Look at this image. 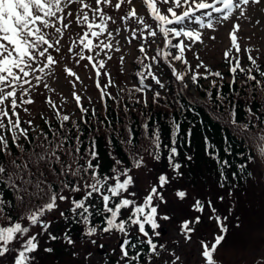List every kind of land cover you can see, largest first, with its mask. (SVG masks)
I'll use <instances>...</instances> for the list:
<instances>
[{
    "label": "snow or ice",
    "instance_id": "obj_1",
    "mask_svg": "<svg viewBox=\"0 0 264 264\" xmlns=\"http://www.w3.org/2000/svg\"><path fill=\"white\" fill-rule=\"evenodd\" d=\"M124 3L131 5V8L120 17V20H135L140 26L132 30V40H147L149 37H157L158 34L163 37V48L158 46L155 50L156 55L153 56L147 54L144 44L138 45L144 60L140 61L142 70H138L136 73L139 77V86L135 87L134 91L143 93L146 89H151L152 84L161 89L166 88V85L153 70V64L158 63V58L167 64L171 75L182 86V90L189 89V81L192 84L197 83L201 75L204 79L209 76L223 79L220 72L209 71L202 62L197 64L196 68L203 67L205 72L201 74L198 71H193L185 57V52L191 50L193 44L202 42V29L215 30L216 24L228 21L237 10L239 16L236 19L245 17L248 5L264 4V0H136L135 3L133 0H116L114 8L120 10ZM75 5H79V8H74ZM102 5L111 6L112 0H94V3H90L88 0H0V130L11 134V144L15 145L21 153L24 152V145L19 141L21 138L27 141L29 137L28 130L21 128L17 109L22 105L34 102L30 97L29 88L25 85L30 87L40 85L45 76L52 74V66L58 61L50 50L60 51L58 47L60 40L56 37L63 35V30L69 27V23L65 21L74 13L75 23L86 25V31L79 37V43L82 46L80 51L73 52L72 48H69L68 51L78 57L75 61L77 64L81 60H87L96 71L97 77L101 74L109 75L107 72L102 73L101 71L105 67V60L96 59L95 56H98L100 52H105L106 49L120 51V48H113L111 43L113 32L109 30L108 24L109 21L112 23H116V21L104 11ZM162 6L166 7L162 8ZM138 7L147 9L148 16L154 22L155 28L146 22L144 16L138 14ZM89 12L92 13L91 18ZM97 18L99 23H97ZM239 28L238 23L234 24L229 33L231 47L224 52L226 59L229 58L233 50L236 53L241 51L237 38ZM53 29L54 32L49 31ZM115 32L119 34L120 29L117 28ZM105 34H107V42L100 39ZM94 39L99 40V43H94ZM211 39H215V37H211ZM152 42L155 43V40ZM97 49L98 51H96ZM85 50L88 53L95 52V56L85 55ZM245 51L249 52V68L241 67L238 56L234 58V63L229 60L232 65L229 69L233 75L232 83H235L236 73L239 70L245 73V83L254 81V84L251 85L253 91L259 89L264 92V71H261L257 59L250 54L251 49H245ZM105 55L107 54L105 53ZM111 58V56H107V59ZM123 59L121 57V63ZM147 60H151L153 63H144ZM178 64L183 65L184 68L180 69ZM85 66L87 67V65ZM64 71L68 76L79 80L78 75L70 68L65 67ZM253 72L258 73L261 79H257ZM33 79L35 85L32 83ZM149 79L152 81L151 84L146 83ZM112 83L109 80V86ZM43 86L48 87L47 84H43ZM215 86V81H213V87ZM97 87H101L98 79ZM160 95L159 91H155L153 101L158 102ZM104 96L105 92L101 91V97ZM208 96L210 97L211 93H208ZM73 97L77 106L80 107L81 113H86L87 109L83 108L80 103L81 97L76 92H73ZM47 103L53 108L56 107L51 99ZM177 103L179 104V101ZM144 104L147 106V100L144 101ZM24 111L28 110L25 108ZM56 115L60 127L63 128L70 117L59 111ZM248 116L250 119L247 123L239 124L235 118L236 113L229 112L230 123L238 127L242 134H247L248 140L254 141L256 156L249 155L247 157L248 162L252 163L255 160H264V127H262L264 126V113L257 114L249 109ZM28 123L32 122L28 121ZM73 124L75 126V122ZM142 127L146 138L151 143V148L144 149L147 155L159 162L163 150H166L168 166L177 176L182 175L180 172L182 165L176 159L180 155L177 147L181 132L180 123L175 119L171 121L170 146L165 144L163 149L160 129L152 130L149 135V125L145 123ZM253 128H256L257 131L253 132ZM53 135L59 137L57 132H54ZM186 135L187 142L190 144L191 127L187 129ZM67 140L68 137L63 136L59 137V142H55L48 140L45 136L47 143L42 141L37 145L41 150L37 151L34 148L25 161L18 163L17 160L20 158L13 156L8 138L0 135V155L10 158L8 165L0 160V185L10 187L14 192V202L0 199V264H9V257H11V264H32L35 259L32 254L39 249L38 236L46 233L50 240L60 239L48 231L52 222L44 218L59 211V216L68 220L70 217L66 216L65 211L60 210L61 203H69L68 212L72 217L79 218L76 220L77 223L85 225L83 231L85 237H94L98 232L119 233L122 240L119 245L120 253L125 260H138L141 252L137 251L130 255L129 249H136L139 244L147 245L148 252L151 254L149 259L152 255L158 254L159 249H164L163 244L158 245L150 238V232L146 230V226L151 230V236H159L158 218L170 219L169 216H161L158 212L159 204L166 202L162 192L158 189H163L170 179L166 173H160L156 183L151 185L150 191L143 197L142 202L137 201L136 193L130 191V188L135 184V177L131 175V172L133 169L145 167L146 161L133 142L131 129H128V138L124 143L130 146L129 155L132 167L121 168L119 166L123 164V161L116 159L111 176L100 175L97 171L99 165L93 163L98 157L95 141L91 142V148L86 154L91 159H87L86 164L81 165L79 163V136L76 137L77 146L74 151L64 148ZM205 145L206 154L218 165L220 187H224L228 176L223 169L231 167V165L227 159H220L218 152L215 151V146L208 142L207 137H205ZM62 149L65 155L72 158V164L76 165L75 168L72 167V164H66L62 159L60 155ZM208 149L213 150L208 151ZM224 151L231 155V146L226 147ZM186 159L190 160L191 156H187ZM57 165H59L58 169ZM239 170L246 171V166L240 164ZM246 174L249 177L252 175L251 172H246ZM236 175L237 173H232L233 178ZM69 176L74 178L76 183L70 182ZM57 180L59 181L58 185ZM66 191L83 192V196L80 199L74 197L70 199L68 195H65ZM229 194L231 195V193ZM175 196L183 200L187 197V192L177 189ZM94 197L99 200V206L89 203ZM114 198L116 199L115 203H113ZM219 199L222 201L223 197L221 196ZM191 207L194 211L202 213L205 203L196 199ZM207 207L211 208L220 234L215 235L214 242L210 246L207 242L201 241L202 252L200 255L205 264H220L214 254L225 239L224 233L228 230L225 223L227 217L218 215L210 200L207 202ZM123 210L128 211L126 218H123ZM13 212L16 213L15 216L12 215ZM101 214H104L103 221L100 224H92L91 217ZM212 216L209 218L211 219ZM199 223L200 216L181 222L180 230L186 240L191 239V233L195 231V225ZM37 227L40 228V231L33 232L32 229ZM133 228L147 239L141 241L137 236V242L133 243L131 240ZM63 240L69 245L75 244L67 232L63 234ZM91 242L95 243V240ZM44 251L52 252L53 249L45 248ZM171 255L173 259L170 264H178L181 258L175 253H171Z\"/></svg>",
    "mask_w": 264,
    "mask_h": 264
},
{
    "label": "rangeland",
    "instance_id": "obj_2",
    "mask_svg": "<svg viewBox=\"0 0 264 264\" xmlns=\"http://www.w3.org/2000/svg\"><path fill=\"white\" fill-rule=\"evenodd\" d=\"M90 3H94V0H88ZM136 0H133L135 3ZM116 0H112L111 6H104V11L110 15L116 23L108 22L109 30L113 32L111 43L113 48L119 47L120 51L105 50L100 52L98 56H95V52L88 53L85 50V55H94L96 59H104L105 67L102 69L103 72H107L109 75L105 76L101 74L99 77L96 75V71L88 63L87 60H81L78 64L75 62L78 57H75L68 51L72 48L73 52H79L82 47L79 43V37L86 31V25H77L75 23V13L72 17L66 20L69 23V27L63 30L62 36L56 38L60 40L58 47L59 52L50 50L51 54L58 61L57 64L52 66V74L45 76L43 82L40 85L29 88L30 97L34 101L31 104L22 105L17 109L19 117L26 119H33V125L38 123V118H35L37 114L43 113L50 120L52 114L57 111L69 113L72 116H80V107L77 106L76 100L73 97V92H76L81 97V106L86 109H93L97 111H104L105 109V98L121 90L122 88H131L134 86V69L138 55L140 54L138 45L144 44L147 54L153 56L156 54V49L159 46H163V37L159 35L155 38L149 37L147 40H132V30L140 27L137 25L135 20L122 21L120 17L130 10L131 5L124 3L120 10L114 8ZM79 8V5L73 6ZM166 6H162L164 8ZM138 14L144 16L146 22L153 25L154 22L148 16L147 9L138 7ZM85 11H88L85 9ZM92 13L89 12L91 18ZM239 16V11H235L232 17L222 24H216L215 30L202 29V42H198L192 45L191 50L185 52V57L191 66L193 71H198L201 74L205 72V68H196V65L203 63L207 66V69L211 72L219 71L224 72L229 69L232 65L229 60L234 63V58L238 56L241 66L250 63L248 60L249 52L245 49H251V55L257 59V64L264 69V4H250L246 8V16L240 19H236ZM259 21V23H257ZM97 23L99 19L97 18ZM239 24L240 28L237 32L238 44L240 45L241 51L236 53L232 51L229 58L226 59L224 52L231 47V41L229 33L232 30L234 24ZM60 26V25H58ZM119 28V34H116L115 30ZM53 31V30H49ZM215 37V39H211ZM127 38V39H126ZM101 40L107 42V34L100 37ZM155 40V43L152 41ZM119 41V44H117ZM131 41V42H129ZM94 43H99V40H93ZM175 42V41H174ZM98 51V49L96 50ZM174 51V50H173ZM105 53L107 55H105ZM107 56L112 58L109 60ZM121 57L123 62L121 63ZM140 61V60H139ZM150 60L148 64H152ZM159 63V60H158ZM158 63L153 64V70L156 75L166 82L167 76H163V71L158 67ZM178 63V62H177ZM87 65V67L85 66ZM65 67L70 68L75 72L79 80L75 77L68 76L64 69ZM180 69H183V65H179ZM191 74V73H190ZM207 79L201 78L207 81ZM231 76H227L230 79ZM32 79V78H30ZM97 79L99 80L100 88L97 87ZM111 80L113 83L109 86L108 82ZM174 87H179L177 82L169 80ZM35 85V80H32ZM146 83H152L149 79ZM206 83V82H205ZM43 84H47L45 88ZM158 90L161 95L165 97L164 89H160L157 85L152 84L150 92ZM189 95L196 96L194 84L189 81V89H185ZM101 91L105 92V96L101 97ZM146 95V94H145ZM263 97V94H260ZM147 96V95H146ZM259 96V98L261 97ZM149 97V96H147ZM146 97V98H147ZM28 98V97H25ZM51 99L56 107H51L47 101ZM264 99V97H263ZM204 102H207L202 98ZM261 100V99H260ZM262 101V100H261ZM19 103V101H18ZM28 111L25 112L24 109ZM138 114V113H136ZM123 118V122L127 125H118L120 129L123 127L122 135L128 136V129L130 117ZM229 121V118H226ZM13 120L15 118L13 117ZM122 138V136H121ZM128 138V137H127ZM146 137L142 135L139 146L136 147L140 155H143L146 161V166L141 169H133L131 175L135 177V184L130 188L131 192L136 193V199L138 202H142L143 197L150 191V187L153 183H156V179L161 171L157 161H154L144 149L149 147L150 141L145 142ZM55 141L59 142V138H55ZM125 139L124 141H126ZM77 145V142H75ZM252 148L254 150V157L256 156V148L254 141ZM125 150L129 155L130 146L123 142ZM70 149V148H66ZM72 151L74 148L71 149ZM40 151V150H38ZM30 153L23 152L18 156L20 159L18 163L25 161ZM60 155L64 160L67 155L64 154V150L60 151ZM130 157V155H129ZM7 159H10L6 157ZM131 158V157H130ZM87 157L80 154L79 162L83 164L86 162ZM72 161V160H71ZM68 164V163H67ZM69 164H72L69 163ZM57 169L59 165L56 166ZM75 168L76 165L72 164ZM119 167L122 168L120 165ZM250 171L252 175L245 182V185L241 189L226 191L220 190L213 186L206 187H192L186 184L181 179L175 178L171 172H167L170 182L163 188L158 189L162 192L165 203L159 204L158 212L161 216L167 215L170 217L168 220L158 218L160 227L157 231L160 233L159 236H151L158 245L163 244L164 249H159L158 254L152 255L151 259L148 253L144 260L140 264H170L173 259L171 253H175L181 259L178 264H205V261L201 257L202 252L201 241L207 242L209 246L214 242L215 235L220 234L219 229L215 223V217L212 216L211 208L207 207V202L210 200L212 206L216 209V213L221 217H227L225 221L227 225V232L224 233L225 239L221 245L218 246V250L215 252L214 257L220 264H262L264 261V160H255L250 164ZM87 179V177H85ZM51 179V177H49ZM71 176L68 177L69 181H72ZM75 180V179H74ZM57 185L59 181H56ZM82 186V185H81ZM177 189L185 190L187 197L183 200L178 199L175 196ZM231 193V195L229 194ZM71 198L80 199L83 196V192L71 193L65 192ZM223 197L221 201L219 197ZM196 199H200L205 203V209L202 213L196 212L192 209L191 205ZM70 207L69 203H61L60 210L65 211ZM196 216H200V223L195 225V231L191 233V239L186 240L185 236L181 233L180 225L182 221L192 220ZM212 216L210 219L209 217ZM44 219L50 220L51 229L61 219L59 211L53 212L47 215ZM33 232H39L40 228L32 229ZM139 235L138 231L133 228L131 236ZM139 237L144 238L142 234ZM95 240V243L91 241ZM121 240L119 233H100L94 237H85L82 241L75 242L74 245H69L70 254L63 255L61 257H55L48 252L44 251L45 248L50 247V239L47 234L38 236L39 249L32 255L35 259L32 264H109L113 261L114 264H127L129 260H125L121 257L119 242ZM102 245V246H101ZM105 250L104 254L98 252V250ZM166 249V250H165ZM108 253V254H107ZM75 254V255H74ZM9 264H11V257H9Z\"/></svg>",
    "mask_w": 264,
    "mask_h": 264
},
{
    "label": "trees",
    "instance_id": "obj_3",
    "mask_svg": "<svg viewBox=\"0 0 264 264\" xmlns=\"http://www.w3.org/2000/svg\"><path fill=\"white\" fill-rule=\"evenodd\" d=\"M161 48H163V46ZM139 60H144L143 54L141 53L138 55L136 62L140 63ZM149 61L150 60L144 61V63H148ZM157 65L162 69L163 76H167V81L165 83L163 82L166 85L163 91L166 96H160L158 102L153 101L155 91L150 92V89H146L143 93L134 91L135 87L139 86V77H137L136 73L138 70H142L141 63L135 64L134 86L129 89L122 88L118 92L106 97L105 109L102 112L93 110L94 108H88L86 113H81L78 117L61 112V114L70 117L69 121L65 122L63 128L60 127L55 113L51 115V120L43 113L37 114L35 118H38V123L35 125H33V119L21 117V128L28 130L29 137L27 141L23 138L19 141L20 144L24 145V152L31 153L34 148L37 151L41 150L37 145L42 141L45 142V144L47 143V141H45V136H47L48 140L53 141H55V138L67 136L68 140L65 142L64 148H74L75 150L77 146L75 143L77 142L76 137L79 136L80 154L86 156L87 159H91V157H88L86 154L91 148V142L95 141L98 157L93 163L99 165L97 171L100 175L111 176V170L116 159L123 161L121 165L122 168L132 167L131 158L123 145L124 140L127 139L128 136L125 137L122 135L123 127L120 129L118 128L119 124H122V126L127 125V123L123 122V118L127 117L126 115L130 117L129 127L136 147L139 146L142 135L145 136L144 128L142 127L145 123L149 125V135L152 130L156 128L160 129L162 149L165 144L170 146L171 121L175 119L181 125L180 137L177 144L180 155L176 159L182 165L180 169L182 175L177 176L168 166L166 150H163L161 160L157 162L161 171L166 174L167 172H171L175 178L181 179V181H184L192 187L203 188L210 185L226 191L243 188L245 182L250 178L246 174V172H251V163L248 162L247 157L249 155L254 156L253 144L247 139V134H242L238 127L230 123L229 112L234 111L236 113L235 118L239 124L247 123L250 119L248 116L249 109L257 112V114L264 113V92H261L259 89L253 91L251 85L254 84V81L245 83V73L239 70H237L235 83L233 84V75L229 71V68L221 72L223 79L212 76L205 81L200 77L198 82L194 84L196 96H192L189 95L185 89L182 90V86L179 82L176 81L179 86L177 88L168 82L170 79L174 81L175 79L171 75V71L166 63L159 60ZM241 67L247 69L250 67V63L246 62L244 66ZM260 69L264 71L262 67H260ZM253 74L257 76V79H261L258 73L253 72ZM227 76H231L230 79H227ZM213 81H215V87H213ZM208 93H211L210 97ZM260 94H263V97ZM259 96L261 97L259 98ZM202 98L207 102L201 100ZM145 100H147V106L144 104ZM137 101L139 102L137 103ZM177 101H179V104ZM225 117L229 118V121L225 119ZM28 121L32 123L29 124ZM73 122H75V126ZM5 123H7L6 120ZM189 127L192 128L190 144L187 142L188 137L186 135ZM252 131L256 132L257 129L253 128ZM54 132L59 133V137L54 136ZM0 135H4L8 138L9 148L14 157L21 154V151L16 148L15 145L11 144L10 133L0 130ZM205 137H207L210 144L215 146V151L218 152L220 159H227L231 165V167L223 169L228 176V180L225 182L224 187H220L221 181L216 161L206 154ZM146 141L149 140L146 138L145 142ZM229 145L231 146V155H228L224 151ZM146 148H151V143L149 147ZM212 150L213 149H208V151ZM187 156H191V159H186ZM0 160H2L5 165H8L9 159L6 157L0 155ZM71 160L72 158L69 156L64 159L66 164L71 163ZM79 163L81 165L86 164V162L82 164L81 161ZM240 164L246 166V171L241 172L239 170ZM234 172L237 173L235 178L232 176ZM71 180L70 182L76 183V180ZM13 196L14 192L10 187L0 185V199L13 201ZM115 202L116 199L114 198L113 203ZM89 203L99 206V200L95 197L90 200ZM65 214L70 218L68 220L61 218L51 229L53 235L60 237V239L57 240H50L51 244L49 248L53 249V251L48 253L55 257L70 254L69 244L63 240V234L65 232H67L75 242L82 241L85 238L83 235L85 225L77 223L76 220L79 218L72 217L68 209L65 210ZM12 215L15 216L16 213L13 212ZM127 215L128 211L123 210V218H126ZM103 219L104 214L91 217L92 224H100ZM146 230L149 231L147 226ZM139 235L131 236L133 243L137 242V236ZM139 238L141 241L147 239L145 237ZM129 251L130 255L135 254L137 251L141 252V255L137 261L129 260L127 264H140L149 253L147 245L145 244H139L136 249H129ZM109 264L114 263L112 261Z\"/></svg>",
    "mask_w": 264,
    "mask_h": 264
},
{
    "label": "water",
    "instance_id": "obj_4",
    "mask_svg": "<svg viewBox=\"0 0 264 264\" xmlns=\"http://www.w3.org/2000/svg\"><path fill=\"white\" fill-rule=\"evenodd\" d=\"M121 242H122V240H120L119 244H120ZM98 252L101 253V254H103V253L105 252V250H104V249H103V250L99 249Z\"/></svg>",
    "mask_w": 264,
    "mask_h": 264
}]
</instances>
